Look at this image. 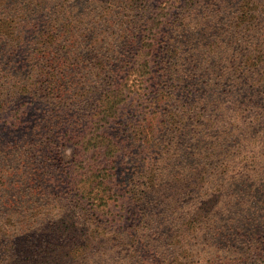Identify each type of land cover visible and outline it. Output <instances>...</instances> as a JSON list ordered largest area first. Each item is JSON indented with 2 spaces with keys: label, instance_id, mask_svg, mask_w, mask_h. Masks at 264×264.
I'll return each instance as SVG.
<instances>
[{
  "label": "trees",
  "instance_id": "trees-1",
  "mask_svg": "<svg viewBox=\"0 0 264 264\" xmlns=\"http://www.w3.org/2000/svg\"><path fill=\"white\" fill-rule=\"evenodd\" d=\"M262 31L264 0H0V264L262 260Z\"/></svg>",
  "mask_w": 264,
  "mask_h": 264
},
{
  "label": "rangeland",
  "instance_id": "rangeland-1",
  "mask_svg": "<svg viewBox=\"0 0 264 264\" xmlns=\"http://www.w3.org/2000/svg\"><path fill=\"white\" fill-rule=\"evenodd\" d=\"M263 33H264L263 31L262 32H259V35H261ZM261 40H262V38H259L258 41H261ZM130 111L131 110H128L126 112V114H125L126 115V117H125V123L128 122L129 120H131V119H128V118L131 117V115H129V112ZM221 161H222V159H217V160H215L213 162H214L215 165H217L218 167H220ZM257 162L258 163L256 164V166H254V165H252L250 163L248 165V168L246 170V173H251L250 175H252V177L258 178V180H259V183L258 184H260V183H264V167H263L264 166V158L258 159ZM209 169L210 168H208L207 170H209ZM237 173H238V171H237ZM240 177H241V175L238 174L237 179H239ZM243 185L245 186L244 191H251L252 190L251 188H249V185H245V184H243ZM158 200L159 201H162L164 203V200L165 199H164V197L161 194H159L158 195ZM166 212L167 213H170V214H173L170 210H168ZM149 215H151V214H149ZM176 218H177V214H173L172 219H171L170 223L168 224V227L170 229H174L173 226H171V223H173ZM259 229L262 231V235H264V223L262 225H260ZM257 264H264V258L262 260H259Z\"/></svg>",
  "mask_w": 264,
  "mask_h": 264
}]
</instances>
